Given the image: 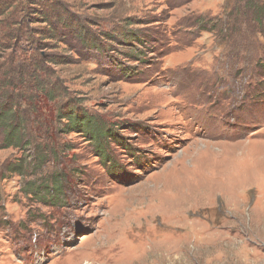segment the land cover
Segmentation results:
<instances>
[{
	"label": "rangeland",
	"instance_id": "rangeland-1",
	"mask_svg": "<svg viewBox=\"0 0 264 264\" xmlns=\"http://www.w3.org/2000/svg\"><path fill=\"white\" fill-rule=\"evenodd\" d=\"M3 1L23 35L3 69L42 51L51 84L30 145L5 147L0 122V264H264V0Z\"/></svg>",
	"mask_w": 264,
	"mask_h": 264
},
{
	"label": "trees",
	"instance_id": "trees-1",
	"mask_svg": "<svg viewBox=\"0 0 264 264\" xmlns=\"http://www.w3.org/2000/svg\"><path fill=\"white\" fill-rule=\"evenodd\" d=\"M250 4L253 6L250 8L253 9V11L256 10L257 3L255 4L253 1H251ZM11 7L12 5L8 4V1H3L0 8V122H3L6 127V133L4 134L3 143L5 147L12 146L16 149H23L27 145H30L31 141L29 138V133L26 131V127L28 129V126H30L32 122H35L33 116L30 115V113L32 112L29 110L30 108L34 107L35 102H37L34 98V94L38 93L40 95H43L45 98H50L47 96V86L51 84L50 81L49 83H47L46 78L44 80L45 82H40L38 80L37 74L38 72H40L39 67L41 65H43L44 63H50L51 61L48 60L46 54L41 51L39 52L38 61L31 60V57L29 60H27L23 55H21L16 60L17 62H14L15 60L12 57L13 62H10L11 65L9 66V68L3 69L5 68V64L7 63L6 60L9 58L5 53H7V51H10V53H12V51L18 47L15 46L12 42H14L16 38L23 36L21 35L22 30L20 26L8 22L11 17H8V15L6 16V14ZM261 17H264V13H262ZM261 17L259 16V22L261 20ZM44 23H47V21H44ZM126 36L128 38H133L135 43H141L140 38L136 34H132L131 36L126 34ZM45 39L52 40L54 39V37L49 35L46 36ZM133 48L135 49L136 46H134ZM38 49L39 47L36 46L35 50ZM34 61L36 62V66H34V64L32 63ZM41 71H43V69ZM27 88H29L31 95L21 96L20 94L22 90L26 89L27 91ZM64 117L68 118V123L67 125H65L68 130L80 129V132H82L83 128H88L90 130L86 133L92 139L94 138V136L99 135L104 130L101 125H96L97 120L91 118V116H87L83 113L81 114L79 111H68L67 113H64ZM70 118L72 120L74 118V122H71L72 120ZM32 138L34 143L31 144V146L33 145V152H35V154L37 155L36 160L40 162L42 156L38 152L39 145L38 143L35 144L37 139L40 140V133L36 135L34 134ZM98 153H100V158H102L104 155L107 160L108 156L105 155L103 151H99ZM9 171H12V173L15 174L21 173L20 175H22L23 169L20 168V165H14L9 167ZM60 179V174L57 173L56 175V173H52L50 177V186H36L37 194H44L47 195V197L51 196V198L49 199H51L52 202L56 201L57 199H59L63 188V181L62 179Z\"/></svg>",
	"mask_w": 264,
	"mask_h": 264
},
{
	"label": "bare ground",
	"instance_id": "bare-ground-1",
	"mask_svg": "<svg viewBox=\"0 0 264 264\" xmlns=\"http://www.w3.org/2000/svg\"><path fill=\"white\" fill-rule=\"evenodd\" d=\"M257 141V140H256ZM196 144H198V142H194L193 143V145H192V147L191 148H188V150H187V152H186V154H188L189 152H193V151H195V149H197V147H195V146H197ZM195 145V146H194ZM212 145V144H211ZM214 145V144H213ZM247 146L244 142H239V143H236V144H233V148H235V147H238V146ZM255 145V144H254ZM257 146H258V144H257ZM260 146V145H259ZM217 148V147H216ZM207 151V150H206ZM196 152V151H195ZM218 153V152H217ZM186 154H185V156H184V158L188 161V159H190V155L191 154H189L188 156H186ZM207 154H208V152H207ZM203 155V154H202ZM219 155V154H218ZM192 156V155H191ZM198 156H200V155H198ZM207 156V155H206ZM203 157H205V155H203L202 156V160H201V162H204L203 161ZM196 158V157H195ZM207 158V157H206ZM239 158V157H238ZM193 159V158H192ZM199 159V158H198ZM206 160V162H207V159H205ZM196 161V160H195ZM194 161V162H195ZM242 161V160H241ZM206 162H205V164H206ZM224 163V162H223ZM190 164V163H189ZM184 165V164H183ZM225 165H227V163L225 164ZM176 163L175 164H173V165H171L170 167H168L167 169H166V171H165V173H166V179L164 180L165 182L163 183V187L165 188V189H167L168 191H173L174 192V190L175 189H178L179 187V185H178V181H179V176H178V174L177 173H175L176 175H177V177L175 176L174 178H173V176H171V174L170 173H172V172H174L175 170H176ZM194 166V165H193ZM203 166H204V163H203ZM222 166H224V165H222ZM234 166V165H233ZM232 166V167H233ZM206 166H204V168H205ZM208 167V166H207ZM242 167V166H241ZM186 168V167H185ZM203 168V169H204ZM212 168V166L210 167V169ZM224 168V167H223ZM244 168V167H243ZM216 169V168H215ZM222 169V168H221ZM178 170V169H177ZM182 170H184V169H182ZM206 170V169H205ZM213 170V169H212ZM219 170H220V168H219ZM224 171V170H223ZM169 172V173H168ZM228 172V171H227ZM203 173V172H202ZM192 174H194L193 172H192ZM204 174V173H203ZM180 175V174H179ZM199 175V174H198ZM200 175H202L201 173H200ZM227 175V174H226ZM243 175V174H242ZM202 176H205V175H202ZM208 176V175H207ZM228 176V175H227ZM182 177V176H181ZM180 177V178H181ZM184 178H186V182H185V185L187 186V182L189 183V185L191 186V185H194L193 184V181H192V176H191V178L189 177H184ZM183 178V179H184ZM208 178V177H207ZM206 178V179H207ZM230 178V177H229ZM194 179V178H193ZM178 180V181H177ZM177 181V182H176ZM233 182V181H232ZM198 183V182H197ZM200 183V182H199ZM206 184V183H205ZM229 184V183H228ZM230 184H232V183H230ZM229 184V185H230ZM257 184V183H256ZM188 187V186H187ZM231 189V188H230ZM183 190H184V188H183ZM213 194V193H212ZM180 196V195H179ZM181 198V197H180ZM183 199V198H182Z\"/></svg>",
	"mask_w": 264,
	"mask_h": 264
}]
</instances>
